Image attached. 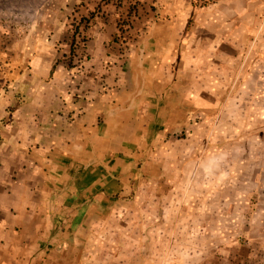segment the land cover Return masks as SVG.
Listing matches in <instances>:
<instances>
[{
  "label": "crops",
  "instance_id": "1",
  "mask_svg": "<svg viewBox=\"0 0 264 264\" xmlns=\"http://www.w3.org/2000/svg\"><path fill=\"white\" fill-rule=\"evenodd\" d=\"M93 1L39 0L48 8L20 12L10 0V23L0 24V264H163V225L131 219L137 212L164 195L190 206L205 197L200 211L215 215L216 232L228 196L252 192L234 184L244 157L231 132L248 101L264 105V44L249 69L240 68L264 0H149L135 39L114 43L115 27L96 21L75 65L56 62L52 37L68 31L60 21L82 15L60 7ZM216 113L230 129L198 154ZM215 195L223 201L205 204ZM261 215L264 205L246 228L263 224ZM146 224L155 229L150 237L141 231ZM175 228L173 264H210L205 246L220 241L205 238L208 223ZM229 255L222 261L229 264Z\"/></svg>",
  "mask_w": 264,
  "mask_h": 264
},
{
  "label": "rangeland",
  "instance_id": "2",
  "mask_svg": "<svg viewBox=\"0 0 264 264\" xmlns=\"http://www.w3.org/2000/svg\"><path fill=\"white\" fill-rule=\"evenodd\" d=\"M39 1V0H38ZM37 0H18V9L20 12H28L34 11L35 8L41 10L43 7H47L46 4H40ZM105 2H101V0L93 1L94 3L90 4L89 7L85 6L84 3L80 2H71L67 3L66 6H61L60 9L67 11V13H73L75 11H81L82 15L75 16L73 19H69L67 21H60L63 23H67L68 31L63 32L60 30L57 32V35L52 37L55 43V49L57 52L56 62L62 61L67 67H72L75 65L74 60L78 59L80 49L87 45L88 37L91 31H87L92 24L99 22H108L112 26L115 27L114 35L110 37V41L114 43H119L122 45V41H132L133 38H136V29L142 28V23L145 15L147 14L149 8V0H105ZM207 0H197V3H203ZM40 5H39V4ZM38 6V7H36ZM52 6V5H50ZM58 6V5H57ZM135 8L131 15H127L128 11ZM88 9V10H87ZM0 24L4 26L9 21L4 20V17H7L11 14V4L10 0H6L5 2L0 1ZM3 15V16H2ZM32 23V21L24 20L22 24L24 27H28ZM53 27V26H52ZM255 32L253 35L249 37L247 44L244 46L243 57L240 61V68H243V71L248 70V64L254 63V60L258 55H260V46L264 44V9L258 15L256 23L254 25ZM63 29V28H62ZM62 31V33H61ZM85 31V32H84ZM51 32H53L51 28ZM20 38H23V33H19ZM3 36L0 35V39ZM5 37V36H4ZM51 38V37H50ZM7 40L9 38H6ZM125 39V40H124ZM119 48V47H118ZM2 65V60H0V67ZM5 66V65H4ZM24 65V69H25ZM248 67V68H247ZM248 72V71H246ZM251 80L248 81V84H251ZM251 86H248L249 90ZM230 89V88H229ZM230 92L227 91L226 97L229 96ZM255 96V100L248 101V110L247 113L237 121L238 132H231L232 135H235L236 138L240 141L239 152L240 155L244 157L243 171L241 178L237 180V183H234L237 190H245L252 189L247 197L238 196H228L227 202L224 204L225 212L220 216V227H217L216 232L213 228V224L215 222V215H202L201 209L204 204L203 199L205 197H198L199 200H196L198 203H195V206H190V202L186 200V197L179 198V202H176V197H171L168 195H164L160 197L158 204H154L149 206L146 214L137 212L134 217L131 219H144L151 222H160L162 223V227L160 228L163 235L162 242V250H163V264H173L171 260V250L173 248L172 239L175 236L176 222H190L192 219L195 220V223H200L202 219L204 222H207L209 228H207L205 232V238L212 241H220V245L217 244H209L210 246H205V248H210L212 253L210 257V264H227L222 261L223 252L230 253L229 264H240L238 262V258L234 257L233 254L236 252L243 253H254V259H258L261 255L262 258L264 256V222L263 224H259L256 228H246L251 222H248L251 216L256 215V210L258 211L262 205H264V105H262L261 100H257ZM226 100V99H225ZM224 100V101H225ZM226 102V101H225ZM221 113L217 114L214 117L213 121H211L210 126L207 131L201 135L200 141L202 143V147L200 150H197L198 154H205L207 151V146L212 143V140H217L218 136L223 133L225 130L230 129V126L227 122H225V118L222 119L220 116ZM219 123L221 126H218ZM224 126V129L220 131ZM219 127V129H218ZM221 127V128H220ZM217 135V136H216ZM245 157L250 158L249 161L245 159ZM249 162H252L249 167ZM254 166V168H251ZM252 179L253 176H257L259 182H251L249 177ZM223 188L228 189V192H232L231 187L228 186L225 181H222ZM166 185L162 189H165ZM214 187H217L215 185ZM147 200L148 197H145ZM216 199H220L223 201L222 196H210L206 198V203L215 204ZM242 200V207H235V203ZM197 205V206H196ZM140 208H138L139 210ZM137 210V211H138ZM241 210V212H240ZM243 212V214H242ZM242 214V220L240 221L239 227H235V216L238 217ZM264 216V215H261ZM208 217V218H206ZM149 227L148 224L145 228H141V231L145 232L147 237H150L154 234L155 229L152 226ZM220 228V230L218 229ZM246 228V229H245ZM159 227H157V230ZM250 229L251 232L248 233ZM200 231L196 230L192 234L194 235H202L199 233ZM133 234V233H132ZM251 242H248V237ZM233 238H237L238 244H233ZM231 240V241H230ZM243 241V243L241 242ZM230 242V243H229ZM227 243V244H226ZM242 244V245H241ZM154 243H147L148 251L149 249L154 248ZM200 246L201 245H195ZM224 260V259H223ZM253 261H246L244 264H254ZM201 260H199L200 262ZM198 263V262H196ZM264 264V261L259 262V264Z\"/></svg>",
  "mask_w": 264,
  "mask_h": 264
},
{
  "label": "trees",
  "instance_id": "3",
  "mask_svg": "<svg viewBox=\"0 0 264 264\" xmlns=\"http://www.w3.org/2000/svg\"><path fill=\"white\" fill-rule=\"evenodd\" d=\"M102 1L106 3L105 0H101V2H102ZM134 10H135V8L132 7V9H130V10L128 11L127 15H131V13H133Z\"/></svg>",
  "mask_w": 264,
  "mask_h": 264
}]
</instances>
